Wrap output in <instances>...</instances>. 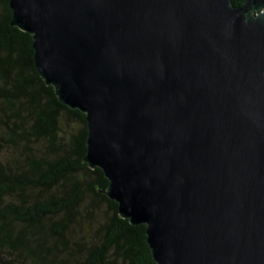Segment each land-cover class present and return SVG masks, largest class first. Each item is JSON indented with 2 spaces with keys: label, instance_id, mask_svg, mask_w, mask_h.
I'll list each match as a JSON object with an SVG mask.
<instances>
[{
  "label": "water",
  "instance_id": "water-1",
  "mask_svg": "<svg viewBox=\"0 0 264 264\" xmlns=\"http://www.w3.org/2000/svg\"><path fill=\"white\" fill-rule=\"evenodd\" d=\"M9 7L154 263L264 264V0Z\"/></svg>",
  "mask_w": 264,
  "mask_h": 264
},
{
  "label": "trees",
  "instance_id": "trees-1",
  "mask_svg": "<svg viewBox=\"0 0 264 264\" xmlns=\"http://www.w3.org/2000/svg\"><path fill=\"white\" fill-rule=\"evenodd\" d=\"M86 137L85 115L39 77L31 35L0 0V264H155L146 226L119 216L85 163Z\"/></svg>",
  "mask_w": 264,
  "mask_h": 264
},
{
  "label": "rangeland",
  "instance_id": "rangeland-1",
  "mask_svg": "<svg viewBox=\"0 0 264 264\" xmlns=\"http://www.w3.org/2000/svg\"><path fill=\"white\" fill-rule=\"evenodd\" d=\"M81 224H83L84 228L91 226V223H87L85 220L81 221Z\"/></svg>",
  "mask_w": 264,
  "mask_h": 264
}]
</instances>
